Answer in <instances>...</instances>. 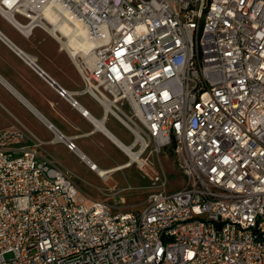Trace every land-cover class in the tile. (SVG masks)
<instances>
[{
	"label": "built area",
	"instance_id": "1",
	"mask_svg": "<svg viewBox=\"0 0 264 264\" xmlns=\"http://www.w3.org/2000/svg\"><path fill=\"white\" fill-rule=\"evenodd\" d=\"M0 15L49 32L141 154L174 140L184 177L167 191L155 175L142 210H117L2 129L0 264H264V0H0Z\"/></svg>",
	"mask_w": 264,
	"mask_h": 264
},
{
	"label": "crops",
	"instance_id": "2",
	"mask_svg": "<svg viewBox=\"0 0 264 264\" xmlns=\"http://www.w3.org/2000/svg\"><path fill=\"white\" fill-rule=\"evenodd\" d=\"M0 17L16 32L11 35L0 29V130L25 128L41 142L40 148L48 156L81 180L68 156L93 173L90 164L110 170L128 161L120 145H132L133 134L105 106L84 92L79 71L55 38L41 28L25 37ZM49 80L67 90L78 105L73 107L59 96L56 85L51 86ZM81 110H87L88 115L81 114ZM120 127L132 136L129 144L125 143L126 134L121 133ZM64 139L72 140L76 149L69 150ZM123 157L126 159L122 160ZM113 206L120 210L119 205Z\"/></svg>",
	"mask_w": 264,
	"mask_h": 264
},
{
	"label": "rangeland",
	"instance_id": "3",
	"mask_svg": "<svg viewBox=\"0 0 264 264\" xmlns=\"http://www.w3.org/2000/svg\"><path fill=\"white\" fill-rule=\"evenodd\" d=\"M0 29L11 35L16 33L1 17ZM123 110L128 111V108L123 107ZM120 131L126 134L124 141L129 144L132 141L130 133L124 127H120ZM137 149L138 147L135 148V151ZM67 159L78 175L82 177V180L78 179L71 173L78 187L89 198L105 201L111 205H119L118 209L125 211L140 210L145 205L148 195L156 187L153 184L155 175L166 178L167 191L179 189L184 182L183 174L178 167L171 145L158 152H155L151 145L141 154L139 159L141 165L134 163L128 168L108 174L107 177H101L96 172L95 175V173L78 164L72 157L68 156ZM125 159V157L122 158V160ZM6 257L8 258L9 255Z\"/></svg>",
	"mask_w": 264,
	"mask_h": 264
},
{
	"label": "bare ground",
	"instance_id": "4",
	"mask_svg": "<svg viewBox=\"0 0 264 264\" xmlns=\"http://www.w3.org/2000/svg\"><path fill=\"white\" fill-rule=\"evenodd\" d=\"M55 29H60V31H62L64 34H67V29L64 26H55L53 29H49V30L50 32H53ZM63 44L68 48V50L70 51L72 55H75L77 52H79L78 46L75 44V41L71 37H69L66 42H63ZM83 55L84 54H82V56ZM134 146H135L134 144L130 146L120 145L121 149L124 151V153L126 154L129 160L126 161L124 164L118 166L117 168L110 169V170H102V169H99L94 164H90V168L93 169V171L96 172L99 176L106 177V175L112 173L115 170H121V169L130 167L133 163L141 165L139 159H140V154L142 153L145 147V143L142 141V144L137 151H135Z\"/></svg>",
	"mask_w": 264,
	"mask_h": 264
},
{
	"label": "trees",
	"instance_id": "5",
	"mask_svg": "<svg viewBox=\"0 0 264 264\" xmlns=\"http://www.w3.org/2000/svg\"><path fill=\"white\" fill-rule=\"evenodd\" d=\"M171 150L175 155V151H174L175 150V141L174 140H172V142H171Z\"/></svg>",
	"mask_w": 264,
	"mask_h": 264
},
{
	"label": "water",
	"instance_id": "6",
	"mask_svg": "<svg viewBox=\"0 0 264 264\" xmlns=\"http://www.w3.org/2000/svg\"><path fill=\"white\" fill-rule=\"evenodd\" d=\"M38 69V68H37ZM41 72V71H40ZM47 77V76H46ZM48 78V77H47ZM49 79V78H48Z\"/></svg>",
	"mask_w": 264,
	"mask_h": 264
}]
</instances>
